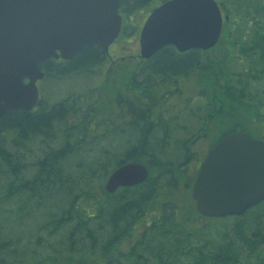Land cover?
<instances>
[{
  "label": "trees",
  "instance_id": "trees-1",
  "mask_svg": "<svg viewBox=\"0 0 264 264\" xmlns=\"http://www.w3.org/2000/svg\"><path fill=\"white\" fill-rule=\"evenodd\" d=\"M151 1L119 0L123 19ZM222 2L228 20L216 46L158 50L138 74V108L132 73L124 88L97 85L99 46L41 62L37 107L0 118V264L252 259L261 227L255 219L179 223L184 214L194 217L186 191L211 146L232 131L264 140V0ZM48 83L62 88L46 94ZM164 94L172 100H160ZM175 97L184 104L160 113L155 104ZM127 162L147 167L145 181L105 192L108 173ZM149 222L158 224L154 232ZM249 224L253 240L245 235Z\"/></svg>",
  "mask_w": 264,
  "mask_h": 264
},
{
  "label": "water",
  "instance_id": "water-1",
  "mask_svg": "<svg viewBox=\"0 0 264 264\" xmlns=\"http://www.w3.org/2000/svg\"><path fill=\"white\" fill-rule=\"evenodd\" d=\"M118 9L119 0H0V118L33 109L35 83L44 77L41 62L70 60L91 45L107 50L121 31ZM227 18L216 0H166L140 29L139 55L149 59L168 45L178 52L210 50ZM147 176L144 164L123 163L108 173L103 189L111 194ZM191 197L208 218L239 216L263 200L264 141L243 131L220 138L201 161Z\"/></svg>",
  "mask_w": 264,
  "mask_h": 264
},
{
  "label": "flooded vegetation",
  "instance_id": "flooded-vegetation-1",
  "mask_svg": "<svg viewBox=\"0 0 264 264\" xmlns=\"http://www.w3.org/2000/svg\"><path fill=\"white\" fill-rule=\"evenodd\" d=\"M118 12H119V14L122 16V23H123V15L121 14V12H120V10L118 9ZM223 12V11H222ZM224 13V12H223ZM149 15V14H148ZM147 15V16H148ZM146 16V17H147ZM146 19V18H145ZM145 19H144V21H145ZM144 23V22H143ZM143 25V24H142ZM142 27V26H141ZM122 34V27H121V31H120V33H119V35H118V37L120 36ZM117 37V38H118ZM116 40V39H115ZM115 42H113L109 47H108V49L107 50H104V49H102L100 46L98 47L100 50V52H102L103 54H102V62L100 63V64H102L103 63V61L106 59L107 60V67H109V68H111V70H114V71H117V70H119V73H121L122 71H123V69L121 68V65L123 66V64H124V62L126 61V63L127 64H129L130 63V60H128L126 57H120L119 58V60H118V58L117 59H111V57H112V54H110V47L111 46H113V45H115L114 44ZM94 46V45H93ZM97 46V45H96ZM174 48V47H173ZM175 49V48H174ZM175 51L176 52H178L176 49H175ZM153 57V56H152ZM152 57H150L149 59H141V57H140V55L139 54H137L136 55V62H135V65H134V68H132V71L129 73L128 72V74H127V76H129L131 73H132V77H133V86H132V91H133V95H132V100H133V103L135 104V106L138 108L139 106H141L142 104H143V102H142V100H141V98H140V96H138V94L139 93H134V91H136L135 89L137 88V90H138V88H140V82H141V80H140V78H139V73H140V71H141V69H143L147 64H148V62L150 61V59L152 58ZM129 59H131L130 57H129ZM56 60H58V61H67V60H62V59H60V58H58V59H56ZM40 69L44 72V70H43V68H42V63H40ZM97 77H96V80L99 78V73H98V75H96ZM42 80V79H41ZM41 80H37L36 81V83H35V85H36V88H37V101H36V104H35V106L33 107V109L35 108V107H37V105H38V102H39V91H40V81ZM108 79L106 78L105 79V81H107ZM23 82L24 83H27L28 82V80L26 79V78H24L23 79ZM115 82H117V84L115 85L116 87L117 86H119V87H122L123 86V88H124V84H126L127 83V80L126 81H124L122 84H121V75L120 76H118L115 80H112V82L111 83H115ZM110 82L109 83H107V85H110L111 84ZM142 86V85H141ZM142 87H144V86H142ZM166 94H164V96H160L159 97V99L160 100H164L165 98H166ZM156 98V97H155ZM157 99V98H156ZM167 99L168 100H172L171 99V95H169L168 94V96H167ZM174 99V101H173V103H172V101L171 102H169V103H165V102H163L162 104H160V103H156L155 104V106L156 107H160V109H159V112L160 113H164V112H166L167 110H169V109H171V106H173V108L174 109H177L178 108V106H181L182 104H184V103H182V98L178 101V99L175 97V98H173ZM184 99V98H183ZM185 100V99H184ZM32 109V110H33ZM222 138V137H221ZM217 143V142H216ZM215 143V144H216ZM214 144V145H215ZM213 145V146H214ZM213 146H211L210 148H212ZM209 148V149H210ZM208 149V150H209ZM207 150V151H208ZM207 151L205 152V154L207 153ZM205 156V155H204ZM203 160V159H202ZM201 160V161H202ZM200 164H201V162H200ZM200 164H199V166H200ZM196 167V165H195V163H193L192 165H191V168H190V172L192 171V169H193V167ZM199 166L197 167V171H196V174H197V172H198V168H199ZM196 174H195V176H196ZM194 179H195V177H194ZM194 179H193V181H194ZM193 181H192V183H193ZM191 186H192V184L190 185V193H191ZM192 198V197H191ZM189 201H190V203L192 204L191 206V208H194V217L192 218V217H190V216H187L186 214H184V215H182V216H180V221H179V223L183 220L184 222H185V224H187V225H189V226H191V227H193V228H195L196 227V224L197 223H200V221H202L203 223H205V222H209V223H219V222H221V221H223L224 219H228V220H230L231 221V224H235V220L236 219H240V220H243V221H245V222H247L248 220H253V219H255V220H257V222H259L260 224H261V227H260V229H259V235H257L256 236V240H255V246H254V253H252V259H250L249 261H248V263L247 264H264V199L263 200H261L259 203H257L256 205H254V206H252V207H250L249 209H247L242 215H239V216H235V215H233V216H226V217H222V218H208V217H204V216H202V215H200L198 212H197V210H196V203H195V201L193 200V199H188ZM152 223L151 222H149V226H150V230L151 231H155V229H156V227H157V223H153L152 225H151ZM170 226V224H168V223H166L164 226L166 227V226ZM255 228V226L253 225H251V224H249V226H246V230H245V235H246V237L249 239V240H253V237H252V235H253V229ZM205 248H209V247H205ZM204 249V248H203ZM211 250H213V251H216V250H214V248H211Z\"/></svg>",
  "mask_w": 264,
  "mask_h": 264
},
{
  "label": "rangeland",
  "instance_id": "rangeland-1",
  "mask_svg": "<svg viewBox=\"0 0 264 264\" xmlns=\"http://www.w3.org/2000/svg\"><path fill=\"white\" fill-rule=\"evenodd\" d=\"M164 1H166V0H152L151 2H149V4L147 6L136 10L134 13L130 14V16L127 17V19H125V20L123 19L122 26L125 29V31L127 32V35L121 34L114 41L115 45L110 47V54H112L111 59L115 60L118 58V60H119L120 57H126L128 60H130V63L127 64L125 61L123 66L121 65V68L123 69V71L121 73H119V70L114 71V70H111V68L107 67V60L106 59L103 61L102 64H99V66H98L99 78L96 80V83H97V85H100V87H102V89L107 87V83H109V82L111 83L112 80H115L120 75H121V84L126 80L125 78L127 77L128 72L130 73L132 71V68H134V65L136 62V59H135L136 55L139 54L138 37H139V32H140L141 26L144 22V19L146 18V16L150 13V11L153 8L157 7L158 5L163 3ZM216 1L220 5L223 4L222 0H216ZM226 7H227V4H226V6L222 5V11L224 13H225ZM224 40H225V38H224ZM224 40H223L222 44L227 45V41H224ZM129 57L131 59H129ZM106 78L108 79L107 81H105ZM70 84H71V81H70ZM116 84H117V82L111 83L108 86L111 87V86H115ZM60 87L62 88V85H60ZM60 87L57 88L56 86H53L52 83L51 84L48 83L47 86H45V92H46V94H51V93L53 94V93H55V91H60L61 90ZM107 96L109 99L111 95L107 94L106 92H105V94L103 92V94L101 95L102 99L107 97ZM108 104H109V102H107V105ZM189 180H190V176L187 174L184 178V181L189 183ZM188 190H189V193L186 191V198L187 199L185 200V202H187L191 206L192 204L190 203V201L188 199H192V198L190 195V189H188ZM177 205H179V204H175V206H177ZM182 210H183V208H182ZM192 210H194V208H192ZM187 211H191L190 208Z\"/></svg>",
  "mask_w": 264,
  "mask_h": 264
},
{
  "label": "bare ground",
  "instance_id": "bare-ground-1",
  "mask_svg": "<svg viewBox=\"0 0 264 264\" xmlns=\"http://www.w3.org/2000/svg\"><path fill=\"white\" fill-rule=\"evenodd\" d=\"M55 103V102H54Z\"/></svg>",
  "mask_w": 264,
  "mask_h": 264
}]
</instances>
